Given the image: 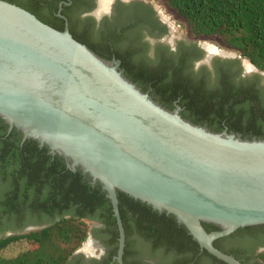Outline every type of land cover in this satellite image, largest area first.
Listing matches in <instances>:
<instances>
[{"label": "water", "instance_id": "obj_1", "mask_svg": "<svg viewBox=\"0 0 264 264\" xmlns=\"http://www.w3.org/2000/svg\"><path fill=\"white\" fill-rule=\"evenodd\" d=\"M181 108L164 106L120 59L100 56L68 26L0 0V116L101 183L117 219L120 264L117 190L173 214L219 259L244 264L214 241L264 224V138L212 130Z\"/></svg>", "mask_w": 264, "mask_h": 264}, {"label": "trees", "instance_id": "obj_2", "mask_svg": "<svg viewBox=\"0 0 264 264\" xmlns=\"http://www.w3.org/2000/svg\"><path fill=\"white\" fill-rule=\"evenodd\" d=\"M7 1L29 10L42 20L30 0ZM165 2L186 21L191 36L218 37L225 46L237 50L260 70H264V0H165ZM69 30L77 40L87 44L100 56L111 59L110 53L103 50L102 46L89 42L87 37L76 31L73 26H70ZM115 53V58L120 59L126 76L143 90L151 86V95L168 108L172 107L171 100L180 96V104L184 107L182 114L184 117H190L193 122L200 124L207 122L215 131L223 130L222 123L225 122L229 126V131L240 132L243 137L264 138V122L256 120L258 113L256 114L252 108L240 109L233 115V105L225 107L222 102L214 101L213 96L204 95L200 91L183 90L184 87L177 85L178 82H175L178 86L175 94L168 95L156 84L162 72L158 67L150 68L144 62H135L129 52L124 50L116 49ZM17 132L20 133L14 128L12 133L6 135V129L0 130L2 136L0 175L10 188L9 194L4 199L0 198V264H68L74 252L89 236L92 221L104 222L116 239L119 230L113 205L101 183L93 185L90 179L83 175L81 169L73 171L66 167L59 155L54 161L46 159L45 151L38 147L36 140L28 139L21 143V136L17 135ZM14 137L15 139H12ZM14 170L17 173H13ZM41 178L48 183L49 197L44 206L35 203L33 210L36 213L47 211L50 221L38 229L17 232L15 229L20 226L23 216L17 217L21 209H18L19 203L13 199L12 192L17 188L22 190L24 195L32 192V189L37 192L38 186H41L39 184ZM117 192L125 233L129 231L126 228L125 215L130 208L141 212L139 215L141 224L150 223V230L146 232L158 244H164L171 250H183L182 245L186 242L196 251L200 250L198 242L188 233L185 225L181 226L178 223L173 214L159 212L151 205L123 191ZM4 215L6 220L2 219ZM203 225L207 231L220 229L219 225L210 222H203ZM262 229L264 224L239 227L233 233L216 239L214 245L245 263L240 259L237 247L229 242L234 243L237 237L253 234ZM9 230L17 233L8 234ZM96 233L101 234L99 230ZM21 240L27 244L24 249L11 255L5 254L6 249ZM203 252L207 254L209 264H228L206 249ZM259 257L264 264V251Z\"/></svg>", "mask_w": 264, "mask_h": 264}, {"label": "flooded vegetation", "instance_id": "obj_3", "mask_svg": "<svg viewBox=\"0 0 264 264\" xmlns=\"http://www.w3.org/2000/svg\"><path fill=\"white\" fill-rule=\"evenodd\" d=\"M30 2L42 20L55 27L73 26L76 31L84 34L89 42L102 46L103 50L110 53L111 59L115 58L116 49H119L129 52L135 62H144L150 68L158 67L162 72L156 84L164 93L173 96L177 85L184 87L183 90L188 92L200 91L204 95L213 96L214 101L222 102L225 107L233 105V115L240 109L252 108L256 114L258 113L256 120L264 122V70H260L237 50L231 48L227 50L218 46L211 48L212 46H208L200 37L181 33L153 1L30 0ZM176 76L179 78L177 79ZM175 82L178 84L176 85ZM151 90L150 86L147 91ZM180 101V96L173 98L170 109L175 108L176 105L181 106ZM181 107L182 114L184 107ZM186 118L192 120L190 117ZM1 119L3 118H0V130L6 129V135L16 128L21 133L17 132V135L21 136V143L33 139H24L20 129L15 126L11 127L5 119ZM204 124L208 126L207 122ZM222 124H224L223 129L229 130L225 122ZM36 141L38 147L45 151L46 159L54 161L59 155L66 167L73 171L81 169L80 167L72 169L68 160L61 154L52 153L46 144L42 145L38 140ZM13 173L17 171L14 170ZM82 173L90 179L93 185L99 182L94 181L88 173L83 171ZM1 177L0 175V198L4 199L9 194L10 188L7 187L6 180ZM39 184L41 186H38L37 192L32 189V192L27 195H24L18 188L12 192L13 199L19 203L18 209H21L17 217L23 216L21 220L24 221L16 227L17 232L35 230L50 221L47 211L36 213L33 210L35 203L44 206L49 197L48 183L41 178ZM140 214V211L136 212L129 208L125 215V224L129 231L125 233V246L122 254L124 264L210 263L207 254L203 252L204 249L193 236L199 244V251L186 242L182 245L183 250H171L164 244L155 242L146 232L150 230V223L141 224ZM2 219L6 220V216L4 215ZM178 223L181 226L184 225ZM98 230L100 235L96 233ZM188 233H190L189 230ZM89 236L94 239L95 247L92 246L82 251H77V249L68 264H120L118 259L120 232L119 236L114 239L106 224L98 220L91 222ZM229 243L237 247L244 264H262L259 255L264 251V229L243 237L239 236L234 243Z\"/></svg>", "mask_w": 264, "mask_h": 264}, {"label": "rangeland", "instance_id": "obj_4", "mask_svg": "<svg viewBox=\"0 0 264 264\" xmlns=\"http://www.w3.org/2000/svg\"><path fill=\"white\" fill-rule=\"evenodd\" d=\"M151 1H153L154 4L162 11V13L170 19V22L174 25L175 28L178 29V31L180 30L181 33L182 32L188 33V35L191 36L186 21L184 19H182L180 16H178L175 13V11L167 5L165 0H151ZM200 38L208 46H212V47L218 46V47H221V48L227 49V50L230 49L227 46H225L224 43L222 42V40L218 37H200ZM7 232H9L8 234L17 233V232L11 231V230H9ZM93 240L94 239L91 236H88L87 239L83 242V244L79 248V251L87 250L88 247H92V246L95 247V242ZM92 242H94V243H92ZM26 246H27L26 242L24 240H21L19 242L14 243V245H12L8 249H6L5 254L11 255V254L17 253V252L21 251L22 249H24Z\"/></svg>", "mask_w": 264, "mask_h": 264}, {"label": "bare ground", "instance_id": "obj_5", "mask_svg": "<svg viewBox=\"0 0 264 264\" xmlns=\"http://www.w3.org/2000/svg\"><path fill=\"white\" fill-rule=\"evenodd\" d=\"M104 1H106V0H104ZM210 47H211V46H210ZM211 48H213V47H211ZM92 243H94V242H92ZM91 245H92V244H91ZM91 245H90V246H91ZM93 245H94V244H93ZM88 246H89V245H88ZM88 248H89V247H88Z\"/></svg>", "mask_w": 264, "mask_h": 264}]
</instances>
